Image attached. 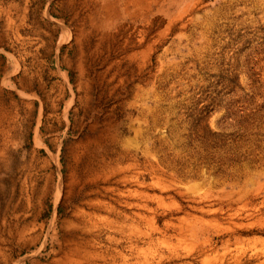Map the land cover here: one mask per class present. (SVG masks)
Wrapping results in <instances>:
<instances>
[{"label":"rangeland","instance_id":"1","mask_svg":"<svg viewBox=\"0 0 264 264\" xmlns=\"http://www.w3.org/2000/svg\"><path fill=\"white\" fill-rule=\"evenodd\" d=\"M0 264H264V0H0Z\"/></svg>","mask_w":264,"mask_h":264},{"label":"trees","instance_id":"2","mask_svg":"<svg viewBox=\"0 0 264 264\" xmlns=\"http://www.w3.org/2000/svg\"><path fill=\"white\" fill-rule=\"evenodd\" d=\"M210 110L208 106L189 107L186 112L188 132L184 135L189 144L195 143L200 147L218 146L226 142L227 135L210 132L206 127V117Z\"/></svg>","mask_w":264,"mask_h":264}]
</instances>
